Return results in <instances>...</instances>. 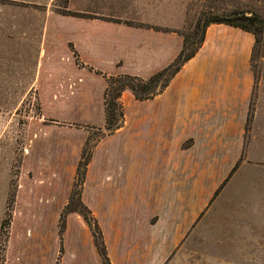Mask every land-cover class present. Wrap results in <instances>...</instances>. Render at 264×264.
<instances>
[{
  "label": "crops",
  "instance_id": "1",
  "mask_svg": "<svg viewBox=\"0 0 264 264\" xmlns=\"http://www.w3.org/2000/svg\"><path fill=\"white\" fill-rule=\"evenodd\" d=\"M141 7L143 15L125 18L103 15L97 8L80 9L79 15L49 12L41 29L22 20L7 23V10L0 8V37L34 44L31 88L39 94L93 95L94 102L74 107L104 110L105 77L147 80L170 66L183 48L181 16L168 12L166 0H146ZM254 46L251 33L210 24L196 55L161 93L144 101L130 91L122 93L123 124L95 145L81 194L100 228L110 264H162L198 217L199 163L210 167L206 187L214 196L238 163L244 137L264 140V79L257 88ZM104 124L103 119L99 125ZM45 181L36 175L21 184V203L41 206L48 199L41 219L56 221L70 190L60 201L66 192L57 193L55 184ZM37 216L29 221L38 222ZM67 228L61 238L48 229L11 232L0 249V264H104L79 215H68Z\"/></svg>",
  "mask_w": 264,
  "mask_h": 264
},
{
  "label": "rangeland",
  "instance_id": "2",
  "mask_svg": "<svg viewBox=\"0 0 264 264\" xmlns=\"http://www.w3.org/2000/svg\"><path fill=\"white\" fill-rule=\"evenodd\" d=\"M144 1L0 0V8L7 10L4 15L7 23L22 20L24 24L36 23L41 29L49 12L74 14L80 9L92 11L97 8L103 15L125 18V15L134 12L143 15L141 4ZM166 2L171 15L181 16L183 24L178 32L185 37L188 52L200 43L205 21L236 13L264 19V0ZM238 22L253 31L259 28L257 24L251 25L243 20ZM125 23L143 26L129 21ZM257 39L251 67L258 88L257 82L264 79V31L257 34ZM34 62V44H27L25 39L22 44H16V40L9 36L6 39L0 37V249L7 245L13 231L48 229L59 232L60 215L73 193L63 231L68 229L67 218L70 214L79 215L84 221L81 216L84 211L81 194L86 172L93 159L95 145L106 134L105 124L99 125L105 120L104 110L88 111L74 107L86 100L94 102L95 96L80 92L39 94L31 88ZM74 62L77 68H82L83 64L76 54ZM94 73L102 75L99 71ZM162 82L163 79L158 85ZM257 95L258 89L252 97V109ZM262 108L264 110V104ZM86 156H89V161L84 170L80 164ZM221 161L216 160L215 170L220 168ZM45 167H49V172H45L47 174H44ZM209 171L206 162L199 163L198 217L162 264H264V140L251 142L247 136L244 137L238 167L231 172L227 182L219 184L217 192L211 197L206 187ZM36 175L44 181L48 179L52 186L55 184L57 193L66 192L59 196L60 201L70 190L56 221L52 220V216L41 219L46 215L48 199L41 206L21 203L20 185L32 181ZM202 181L204 183L201 184ZM33 216H37L40 222L29 221ZM151 222L154 224L156 217H152ZM78 229L82 228L74 227V230ZM1 256L0 252V260Z\"/></svg>",
  "mask_w": 264,
  "mask_h": 264
},
{
  "label": "trees",
  "instance_id": "3",
  "mask_svg": "<svg viewBox=\"0 0 264 264\" xmlns=\"http://www.w3.org/2000/svg\"><path fill=\"white\" fill-rule=\"evenodd\" d=\"M69 15H76V14L69 13ZM239 20L246 21L251 25L257 24L259 28L258 30L253 31L245 24L238 22ZM210 24H225L238 28L242 31L251 33L255 37V44L258 42L257 34L262 33L264 31V19H260L255 15H251L250 17H247L245 15L236 13L231 15L230 17L228 16V17L212 18L203 23L202 37L200 43L196 48H193L188 52L187 51L188 49H186V44H185V37L183 36L184 39L183 48L179 53V55L177 56V58L175 59V61L170 66L157 72L147 80H142L140 78L132 77V76L105 77L107 86L104 92V111H105L104 130L106 134L103 136H108L113 134L123 124V118H124L123 106L120 103V97L122 93L125 90H128L138 101L152 99L153 97L161 93L167 87L171 78L180 70L182 65H184L187 61H189L196 55L198 49L202 44L204 31L206 27ZM161 79H163V82L158 85V82ZM88 161H89V156H86L82 159L80 166L82 165V167H84V170L87 166ZM237 167H238V163L234 166L232 172H234ZM73 198H74V193L70 197L68 205L65 207V209L60 215L61 227L58 232L60 238L63 233V223L65 222V217L69 213L68 211L69 209L67 207L69 206L70 202L73 201ZM83 208L84 211L81 213V216L83 217L84 221L92 231V235L94 237V243L98 250V253L102 258L104 264H110L106 257L105 247L102 242L100 228L97 222L95 221V219L93 218V216L91 215V213L89 212V210L84 206Z\"/></svg>",
  "mask_w": 264,
  "mask_h": 264
}]
</instances>
